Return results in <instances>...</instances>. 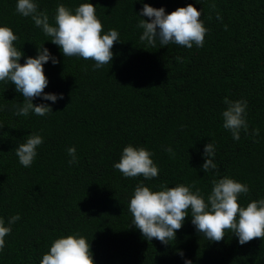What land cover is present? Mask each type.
Returning a JSON list of instances; mask_svg holds the SVG:
<instances>
[{
  "label": "trees",
  "instance_id": "trees-1",
  "mask_svg": "<svg viewBox=\"0 0 264 264\" xmlns=\"http://www.w3.org/2000/svg\"><path fill=\"white\" fill-rule=\"evenodd\" d=\"M0 264H264V0H0Z\"/></svg>",
  "mask_w": 264,
  "mask_h": 264
}]
</instances>
